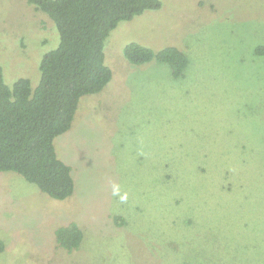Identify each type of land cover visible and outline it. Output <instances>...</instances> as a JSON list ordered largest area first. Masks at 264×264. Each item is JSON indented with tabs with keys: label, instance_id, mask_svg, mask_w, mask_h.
<instances>
[{
	"label": "rangeland",
	"instance_id": "1",
	"mask_svg": "<svg viewBox=\"0 0 264 264\" xmlns=\"http://www.w3.org/2000/svg\"><path fill=\"white\" fill-rule=\"evenodd\" d=\"M160 1L109 33L110 81L80 98L54 139L72 195L55 199L0 172V264H264V59L253 55L264 0ZM130 42L179 48L184 76L156 60L130 63ZM58 43L44 12L0 0L9 86L25 77L34 87ZM72 222L83 237L68 251L54 231Z\"/></svg>",
	"mask_w": 264,
	"mask_h": 264
},
{
	"label": "trees",
	"instance_id": "2",
	"mask_svg": "<svg viewBox=\"0 0 264 264\" xmlns=\"http://www.w3.org/2000/svg\"><path fill=\"white\" fill-rule=\"evenodd\" d=\"M44 12L59 33L58 45L43 54L39 81L17 78L12 86L0 66V172L13 171L55 199L74 191L71 167L58 158L54 139L70 129L80 98L100 92L112 77L104 61V43L119 22L161 7L160 0H27ZM264 59V45L253 48ZM125 58L133 64L156 60L174 77L184 76L186 54L175 46L161 50L130 42ZM115 217L117 224L122 223ZM55 240L68 251L83 234L76 223L55 229ZM0 240V250L2 248Z\"/></svg>",
	"mask_w": 264,
	"mask_h": 264
},
{
	"label": "clouds",
	"instance_id": "3",
	"mask_svg": "<svg viewBox=\"0 0 264 264\" xmlns=\"http://www.w3.org/2000/svg\"><path fill=\"white\" fill-rule=\"evenodd\" d=\"M117 191H118V189H114V194H116ZM122 199H123V197H122Z\"/></svg>",
	"mask_w": 264,
	"mask_h": 264
}]
</instances>
